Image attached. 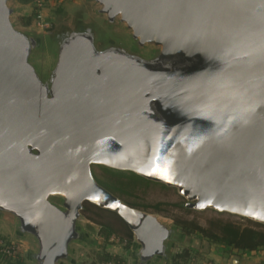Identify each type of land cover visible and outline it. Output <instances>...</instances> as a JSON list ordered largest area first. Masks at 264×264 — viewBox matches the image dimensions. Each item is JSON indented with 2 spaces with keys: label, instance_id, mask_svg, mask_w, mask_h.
<instances>
[{
  "label": "water",
  "instance_id": "95a60500",
  "mask_svg": "<svg viewBox=\"0 0 264 264\" xmlns=\"http://www.w3.org/2000/svg\"><path fill=\"white\" fill-rule=\"evenodd\" d=\"M94 3L136 48L100 47L82 27L59 38L42 76L43 41L0 0V217L33 240V263L72 261L86 203L124 221L139 264L168 258L175 230L101 186L93 166L264 226V0Z\"/></svg>",
  "mask_w": 264,
  "mask_h": 264
},
{
  "label": "rangeland",
  "instance_id": "374dc122",
  "mask_svg": "<svg viewBox=\"0 0 264 264\" xmlns=\"http://www.w3.org/2000/svg\"><path fill=\"white\" fill-rule=\"evenodd\" d=\"M11 5L16 10L14 15L16 26L23 32L43 41L42 47L37 50L33 58L36 69L42 76L46 75L54 63L56 44L59 38L82 27H90L99 33L100 47L119 43L130 49L136 48L125 26L117 24L109 27L107 25L105 17L98 14L99 8L94 0L48 1L41 11L43 19L51 25L48 30L41 29L36 25L35 12L37 8L34 6L33 0L30 4H23L20 0H11ZM28 21L30 22L28 23ZM153 49L152 47L147 48L140 53L151 55ZM92 172L101 186L110 190L125 203L159 216L163 222L175 230L174 241L170 244L168 258L157 260L152 264H172L174 256L185 250L190 252V257L187 262L181 261L180 264H232L235 257L239 258L237 264H264V251L232 254L200 235H183L174 223L176 218L189 222L194 221L204 227H207L209 222L214 220L236 222L243 225L250 221L230 214L218 213L211 209L204 211L188 210L183 207L186 200L179 195L176 189L147 181L134 174L118 172L104 166H93ZM53 202L60 205L58 198H54ZM156 205H162L161 209L166 212L156 211L154 209ZM95 207L89 203L85 204L79 223L84 239L73 247L72 261L64 264H117L103 261L106 253L116 258H122L125 264H139L137 256L139 246L134 238L130 243L116 236H112L109 241H106L105 237L101 235V227L89 220H104L97 216L99 212ZM109 218L111 219H107L108 221L117 222L114 217L109 216ZM19 234L12 218L5 215L0 217V245L1 243L15 244L19 248L25 264H34L32 257L36 253V245L30 237ZM1 255L0 251V264H5ZM226 255L228 257H224Z\"/></svg>",
  "mask_w": 264,
  "mask_h": 264
},
{
  "label": "trees",
  "instance_id": "16d2710c",
  "mask_svg": "<svg viewBox=\"0 0 264 264\" xmlns=\"http://www.w3.org/2000/svg\"><path fill=\"white\" fill-rule=\"evenodd\" d=\"M23 4H30L32 0H20ZM38 11L35 12V17H37ZM30 21H28L29 23ZM29 25V24H28ZM110 191V190H109ZM133 208L137 206L129 205ZM162 205H156L154 209L160 213L166 212L161 209ZM97 216L103 221H97L95 219H89L97 223L101 227V235L105 237L106 241H109L112 236L120 237L127 243L132 242L133 235L129 230L128 226L124 221L117 215L97 208ZM114 217L117 222H111L107 219ZM175 226L181 230L183 235H200L203 238L209 240L212 244L224 248L227 252L232 254H248L256 253L258 251H264V230H261V225L248 222V224H240L230 221L214 220L209 222L207 227L201 226L199 223L194 221H185L181 219H174ZM118 226V227H117ZM8 245L15 247L16 253L13 256L7 254H2V258L5 264H25V260L22 257L19 248L13 244L8 243ZM190 257V252L188 250L182 253H177L172 261V264H180L179 262H187ZM105 262H114L117 264H125L122 258H116L106 253L102 259Z\"/></svg>",
  "mask_w": 264,
  "mask_h": 264
},
{
  "label": "built area",
  "instance_id": "2783aa9c",
  "mask_svg": "<svg viewBox=\"0 0 264 264\" xmlns=\"http://www.w3.org/2000/svg\"><path fill=\"white\" fill-rule=\"evenodd\" d=\"M51 0H33L34 6L37 8L38 15L35 18L36 19V25L44 30H48L51 28V25L43 19V16L41 14V11L46 6V3ZM0 251L2 254H7L9 256H13L16 253L15 247H12L8 244L1 243L0 245Z\"/></svg>",
  "mask_w": 264,
  "mask_h": 264
},
{
  "label": "crops",
  "instance_id": "0c3cea01",
  "mask_svg": "<svg viewBox=\"0 0 264 264\" xmlns=\"http://www.w3.org/2000/svg\"><path fill=\"white\" fill-rule=\"evenodd\" d=\"M224 257H228V256L226 255V256H224ZM216 259H217V257H216ZM221 259H222V257H221Z\"/></svg>",
  "mask_w": 264,
  "mask_h": 264
},
{
  "label": "flooded vegetation",
  "instance_id": "af4514ba",
  "mask_svg": "<svg viewBox=\"0 0 264 264\" xmlns=\"http://www.w3.org/2000/svg\"><path fill=\"white\" fill-rule=\"evenodd\" d=\"M153 53H154V52H152V54H153ZM49 69H50V68H49ZM49 69H48V71H49ZM48 71H47V72H48ZM46 75H47V73H46Z\"/></svg>",
  "mask_w": 264,
  "mask_h": 264
},
{
  "label": "snow or ice",
  "instance_id": "6c2138e0",
  "mask_svg": "<svg viewBox=\"0 0 264 264\" xmlns=\"http://www.w3.org/2000/svg\"><path fill=\"white\" fill-rule=\"evenodd\" d=\"M249 214H251V213H249Z\"/></svg>",
  "mask_w": 264,
  "mask_h": 264
}]
</instances>
